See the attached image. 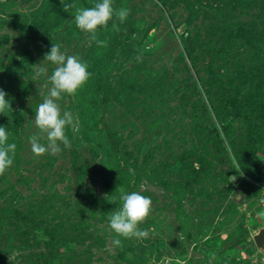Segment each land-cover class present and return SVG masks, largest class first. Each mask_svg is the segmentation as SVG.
<instances>
[{"label": "rangeland", "instance_id": "obj_1", "mask_svg": "<svg viewBox=\"0 0 264 264\" xmlns=\"http://www.w3.org/2000/svg\"><path fill=\"white\" fill-rule=\"evenodd\" d=\"M96 2L0 0L16 144L0 173V264H264V0H112L129 15L97 54L116 63L98 79L100 124L85 131L80 90L63 95L78 130L59 153L35 154L50 83L34 65L52 43L85 62L105 27L93 38L73 16ZM100 130L123 154L110 177ZM131 191L151 199L148 235L116 246L107 222Z\"/></svg>", "mask_w": 264, "mask_h": 264}, {"label": "clouds", "instance_id": "obj_2", "mask_svg": "<svg viewBox=\"0 0 264 264\" xmlns=\"http://www.w3.org/2000/svg\"><path fill=\"white\" fill-rule=\"evenodd\" d=\"M128 15V9H114L112 0H98L93 7L78 9L73 16V22L82 32L95 38L97 32L110 22L116 27L115 20L123 23ZM96 42L103 43L99 40ZM48 65L52 66L50 74ZM34 67L36 71L33 79L43 76L50 83V87L34 112V123L40 136L32 137L31 150L35 154L47 152L55 155L61 151V146L67 148L70 145L66 130L68 128L73 132L78 130L77 118L70 111H61L58 100L63 95L77 94L88 82L91 74L86 62L78 56L66 55L60 45L54 43L44 54L43 60ZM10 108L8 94L0 88V115H6ZM41 138L45 139L46 143H41ZM8 141L7 127L0 125V173H4L13 164L12 155L16 144ZM231 179L233 181L236 177L233 176ZM120 200L121 206L111 212L107 222L113 234L112 243L116 246L121 244V239L146 237L148 232L140 225L151 212V199L138 191L124 192ZM259 203L264 205V198H261Z\"/></svg>", "mask_w": 264, "mask_h": 264}, {"label": "trees", "instance_id": "obj_3", "mask_svg": "<svg viewBox=\"0 0 264 264\" xmlns=\"http://www.w3.org/2000/svg\"><path fill=\"white\" fill-rule=\"evenodd\" d=\"M113 3V2H112ZM114 7V3H113ZM20 17H23V14H19ZM27 16H25V19ZM117 26L119 28H122V24L119 22L117 23ZM117 26L115 27V31H118ZM112 27V22L109 23L108 26H106L101 31L100 41L103 43H97L95 48L90 53L89 57L85 60V62L88 65V70L90 72V77L88 82L85 84V86L80 89L79 93V100L81 102V108H82V124L85 128V131H89L91 128H96L100 124L102 112L100 110V101L98 98L99 93V83L98 79L102 77L109 76L114 73L116 70V63L113 59H107L99 57L97 54L103 49L104 43L107 41V36L110 33V29ZM113 37H111V40L109 42H112ZM114 40V39H113ZM4 91L6 89L4 87H1ZM101 89V88H100ZM11 99V98H10ZM8 114L9 111L6 113V115H0V125L5 126L8 121ZM92 135V134H91ZM99 139V142H101V146L106 149V153H109L111 155V158L108 159V166L111 168L110 173L108 174V177L113 176L115 163L119 162L121 158H123V154L119 153L118 151L112 149L109 144L106 141V131L100 130L95 135L93 134V139ZM120 204V203H118Z\"/></svg>", "mask_w": 264, "mask_h": 264}, {"label": "water", "instance_id": "obj_4", "mask_svg": "<svg viewBox=\"0 0 264 264\" xmlns=\"http://www.w3.org/2000/svg\"><path fill=\"white\" fill-rule=\"evenodd\" d=\"M254 242L256 246L264 253V227L259 229L258 233L254 235Z\"/></svg>", "mask_w": 264, "mask_h": 264}]
</instances>
